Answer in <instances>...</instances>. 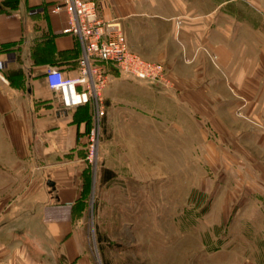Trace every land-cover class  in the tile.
I'll use <instances>...</instances> for the list:
<instances>
[{"label":"crops","instance_id":"0c3cea01","mask_svg":"<svg viewBox=\"0 0 264 264\" xmlns=\"http://www.w3.org/2000/svg\"><path fill=\"white\" fill-rule=\"evenodd\" d=\"M59 1L0 0V264H96L76 211L90 106H63L44 76L48 66L78 73L80 43L62 32L66 13L50 10ZM94 1L118 20L132 51L168 70L200 71L201 56L215 55L219 80L238 90L248 114L264 116V24L254 8L263 0ZM240 4L257 14H237ZM37 6L45 10L30 11ZM141 84L152 88L114 78L104 90L107 116H137L145 107L122 88Z\"/></svg>","mask_w":264,"mask_h":264},{"label":"rangeland","instance_id":"374dc122","mask_svg":"<svg viewBox=\"0 0 264 264\" xmlns=\"http://www.w3.org/2000/svg\"><path fill=\"white\" fill-rule=\"evenodd\" d=\"M245 6L234 9L263 25L264 5ZM212 56L200 71L161 62L172 88H122L145 107L137 116H107L104 93L97 164L85 165L76 210L96 264H264V116L247 113Z\"/></svg>","mask_w":264,"mask_h":264},{"label":"built area","instance_id":"2783aa9c","mask_svg":"<svg viewBox=\"0 0 264 264\" xmlns=\"http://www.w3.org/2000/svg\"><path fill=\"white\" fill-rule=\"evenodd\" d=\"M44 10L43 6L30 9L31 12ZM50 10L66 13L67 21L62 32L77 37L81 55L75 76H67L58 67L48 66L45 81L51 90L58 93L63 106H90L91 119L85 133L84 159L87 165L94 168L98 159L101 119L106 108L104 90L113 74L111 69L147 85L165 89L173 85L161 62L147 60L129 48L118 20L104 18L94 0H60L52 4Z\"/></svg>","mask_w":264,"mask_h":264}]
</instances>
